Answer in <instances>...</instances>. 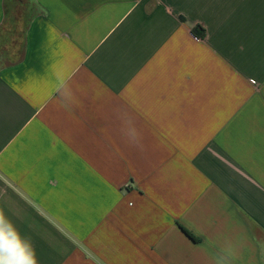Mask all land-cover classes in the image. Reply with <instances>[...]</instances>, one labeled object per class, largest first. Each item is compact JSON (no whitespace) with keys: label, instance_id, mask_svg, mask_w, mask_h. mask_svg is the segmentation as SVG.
<instances>
[{"label":"crops","instance_id":"obj_1","mask_svg":"<svg viewBox=\"0 0 264 264\" xmlns=\"http://www.w3.org/2000/svg\"><path fill=\"white\" fill-rule=\"evenodd\" d=\"M0 213L39 264H264V0H0Z\"/></svg>","mask_w":264,"mask_h":264},{"label":"clouds","instance_id":"obj_2","mask_svg":"<svg viewBox=\"0 0 264 264\" xmlns=\"http://www.w3.org/2000/svg\"><path fill=\"white\" fill-rule=\"evenodd\" d=\"M126 116L127 123L133 124L132 117L128 114ZM122 123L124 125L125 121L122 120ZM125 134L128 136L126 132ZM0 264H39L30 238L22 235L3 213H0Z\"/></svg>","mask_w":264,"mask_h":264},{"label":"trees","instance_id":"obj_3","mask_svg":"<svg viewBox=\"0 0 264 264\" xmlns=\"http://www.w3.org/2000/svg\"><path fill=\"white\" fill-rule=\"evenodd\" d=\"M192 32L199 38H203L206 35V29L201 24H196L192 28Z\"/></svg>","mask_w":264,"mask_h":264}]
</instances>
